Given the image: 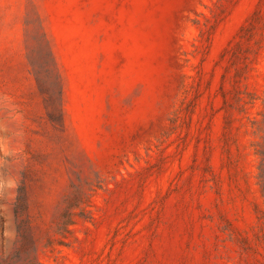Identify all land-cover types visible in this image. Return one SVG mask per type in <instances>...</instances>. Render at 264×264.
<instances>
[{
    "label": "rangeland",
    "instance_id": "1",
    "mask_svg": "<svg viewBox=\"0 0 264 264\" xmlns=\"http://www.w3.org/2000/svg\"><path fill=\"white\" fill-rule=\"evenodd\" d=\"M263 113L264 0H0V264H264Z\"/></svg>",
    "mask_w": 264,
    "mask_h": 264
},
{
    "label": "trees",
    "instance_id": "2",
    "mask_svg": "<svg viewBox=\"0 0 264 264\" xmlns=\"http://www.w3.org/2000/svg\"><path fill=\"white\" fill-rule=\"evenodd\" d=\"M263 128H264V113H263L262 128H261V131L264 132ZM262 140H263L262 143L257 144L258 149L256 150V154L260 157V165L258 167L259 169L258 179L264 196V136L262 137Z\"/></svg>",
    "mask_w": 264,
    "mask_h": 264
}]
</instances>
